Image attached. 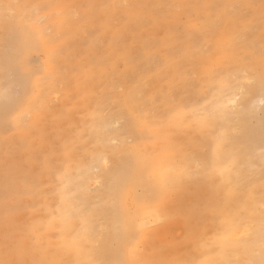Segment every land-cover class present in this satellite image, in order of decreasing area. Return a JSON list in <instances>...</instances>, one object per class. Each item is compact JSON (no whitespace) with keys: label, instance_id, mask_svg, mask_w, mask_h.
I'll list each match as a JSON object with an SVG mask.
<instances>
[{"label":"rangeland","instance_id":"374dc122","mask_svg":"<svg viewBox=\"0 0 264 264\" xmlns=\"http://www.w3.org/2000/svg\"><path fill=\"white\" fill-rule=\"evenodd\" d=\"M229 217L261 257L264 0H0V264L254 262Z\"/></svg>","mask_w":264,"mask_h":264},{"label":"bare ground","instance_id":"6f19581e","mask_svg":"<svg viewBox=\"0 0 264 264\" xmlns=\"http://www.w3.org/2000/svg\"><path fill=\"white\" fill-rule=\"evenodd\" d=\"M230 101H235V102L237 101L236 94H232L231 96L224 97V102H226V103L229 104ZM251 135H252V133H251ZM251 137H255V136H251ZM248 138L250 139V136H248ZM64 200H68L66 202V205H73L72 202H71V200L68 197H64ZM61 213H62V215H61V217H62V225L65 228H67V229L71 228L72 221H74V219L78 216L77 213L74 210L69 209L68 206H65V208H63V210H62ZM224 226H225V238H226V240L233 241L235 243V244L233 243V245H234L235 248H237L239 251L241 250V252L244 255L253 256L255 264H260L261 257H255L253 255V253L249 250L248 245H246L245 243L242 242V240H240V238L242 237V235L244 234V236H246V234L249 231H246V228L244 226H241V225L236 224V222H234V220L232 218H230V217L228 219H226V221L224 223ZM168 233H170V232H168ZM85 234L86 233H83L82 235H85ZM74 242L68 243V245H69V248L68 249H74V248L78 247L77 244L74 243ZM182 242H184V241H182ZM180 244L178 242L174 246L175 247H179ZM185 244H184V246H187V249H188L189 248L188 247V244L187 243H185ZM71 245H73V246H71ZM182 245H183V243H182ZM181 246H180V248H183V250L186 249V247H184V246L181 247ZM223 248H224L223 253L219 257L208 258V257H205V256L202 255V259L199 260L196 264H219L220 262L225 261L226 260V249L227 248H226V246L225 247L223 246ZM175 249L176 248H174V250L172 251L173 252V255H175V258H173L172 260H174V259L176 260L178 258H181V257H176L177 254L178 255H182V254L178 253L179 251H176ZM169 250H170V248H169ZM185 251H187V250H185ZM76 253H77V256H78V262H77V264H89L86 261V258L84 256V253L80 249ZM108 262H110V261H108Z\"/></svg>","mask_w":264,"mask_h":264},{"label":"snow or ice","instance_id":"6c2138e0","mask_svg":"<svg viewBox=\"0 0 264 264\" xmlns=\"http://www.w3.org/2000/svg\"><path fill=\"white\" fill-rule=\"evenodd\" d=\"M248 82L251 83L252 81L249 80ZM230 104L234 106L235 101H230ZM260 254H261L260 264H264V230H262V238L260 242ZM4 264H7V262H4ZM248 264H255V262L249 261Z\"/></svg>","mask_w":264,"mask_h":264}]
</instances>
